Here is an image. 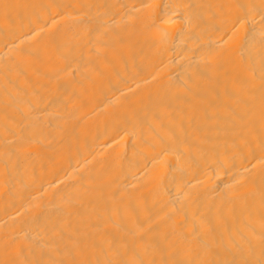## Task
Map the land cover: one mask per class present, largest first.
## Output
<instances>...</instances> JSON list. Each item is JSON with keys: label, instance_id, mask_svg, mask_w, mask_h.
Returning <instances> with one entry per match:
<instances>
[{"label": "bare ground", "instance_id": "obj_1", "mask_svg": "<svg viewBox=\"0 0 264 264\" xmlns=\"http://www.w3.org/2000/svg\"><path fill=\"white\" fill-rule=\"evenodd\" d=\"M0 264H264V0H0Z\"/></svg>", "mask_w": 264, "mask_h": 264}]
</instances>
